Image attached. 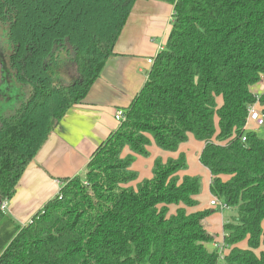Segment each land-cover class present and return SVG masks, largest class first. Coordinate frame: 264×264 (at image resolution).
<instances>
[{
  "label": "trees",
  "instance_id": "trees-1",
  "mask_svg": "<svg viewBox=\"0 0 264 264\" xmlns=\"http://www.w3.org/2000/svg\"><path fill=\"white\" fill-rule=\"evenodd\" d=\"M137 1L0 0L1 57L23 91L16 104L0 94V206L116 54ZM162 1L171 32L126 119L27 224L0 207V264H264V138L245 128L264 73V0ZM190 135L224 207L198 208L203 177L183 174V151L156 157L151 177L133 168L153 143L175 153ZM224 210L219 236L208 220Z\"/></svg>",
  "mask_w": 264,
  "mask_h": 264
},
{
  "label": "crops",
  "instance_id": "crops-1",
  "mask_svg": "<svg viewBox=\"0 0 264 264\" xmlns=\"http://www.w3.org/2000/svg\"><path fill=\"white\" fill-rule=\"evenodd\" d=\"M173 9L172 4L162 0H138L135 3L117 41L116 54L109 59L85 100L67 112L36 158L27 166L17 193L8 202L5 211L17 223L27 224L38 210L54 198L63 178L85 173L96 148L118 129L120 123L115 114L118 109L132 103L146 82L152 69L148 59L154 58L160 47L166 45L172 28ZM203 148L204 143L197 141L193 135L175 153L164 151L153 143L149 148L151 156H137L133 168L139 171L141 180L152 176L156 157L166 160L170 156L177 157L183 151L189 163L193 153L199 159ZM128 152L127 149L125 153ZM188 172L191 175L198 173L189 168L183 174ZM210 180L211 174L209 184ZM208 190L210 192V188ZM209 194L211 199L208 201L204 199L206 191L202 192L199 209L211 207L213 196Z\"/></svg>",
  "mask_w": 264,
  "mask_h": 264
},
{
  "label": "rangeland",
  "instance_id": "rangeland-1",
  "mask_svg": "<svg viewBox=\"0 0 264 264\" xmlns=\"http://www.w3.org/2000/svg\"><path fill=\"white\" fill-rule=\"evenodd\" d=\"M2 63H3V77H2V90H1V97L2 99H4L6 96H11L12 98H14V104H16L17 102H19L22 98V88L16 83L15 80V76L12 73L11 67H10V63H9V51L3 50L2 52ZM15 85V87L13 86ZM12 88V89H11ZM254 89L255 86H253ZM11 89V90H9ZM11 91L13 92V94L11 93ZM252 129V126L249 127V130ZM253 130V129H252ZM254 131L258 132V134L264 138V127L262 128H257ZM193 144V142H192ZM189 168L192 171L198 172L196 174H199L203 177V191H206V196H204V199L206 200H210V192H209V177H210V173L208 171V169L203 166L200 162V160L194 157V153L193 155H191V157L189 158ZM189 174V172H188ZM205 194V193H204ZM206 197V198H205ZM213 199V198H212ZM9 205V204H8ZM7 210V209H6ZM226 213H228V210H224L222 212H217L215 214H213L208 222L210 224V230L212 232H215L217 234H219V236L223 234V221H224V217L226 215ZM211 249L215 248V244H211L209 246Z\"/></svg>",
  "mask_w": 264,
  "mask_h": 264
},
{
  "label": "built area",
  "instance_id": "built-area-1",
  "mask_svg": "<svg viewBox=\"0 0 264 264\" xmlns=\"http://www.w3.org/2000/svg\"><path fill=\"white\" fill-rule=\"evenodd\" d=\"M163 48L164 46L160 47L161 50ZM154 62H155V58L148 59L149 64L153 65ZM255 88L256 89H254L253 92L257 96V102L249 107L247 123L245 125V128L247 131H249L250 126H252L253 130L257 128H262L264 126V114L262 112V108L260 106L259 99H258L259 96L264 92V73L261 74L260 80L255 85ZM115 118L119 123L124 121L126 119V110L123 108L118 109L115 114ZM243 140H246V135L243 136ZM8 202H9L8 200L1 202L0 207L3 212L6 211ZM210 205L213 207H218V206L224 207V204L215 197L210 201Z\"/></svg>",
  "mask_w": 264,
  "mask_h": 264
},
{
  "label": "flooded vegetation",
  "instance_id": "flooded-vegetation-1",
  "mask_svg": "<svg viewBox=\"0 0 264 264\" xmlns=\"http://www.w3.org/2000/svg\"><path fill=\"white\" fill-rule=\"evenodd\" d=\"M1 41H0V60H1V63H2V57H1ZM2 72H3V63H2ZM2 77H3V74H2ZM1 89H2V81H1V84H0V94H1Z\"/></svg>",
  "mask_w": 264,
  "mask_h": 264
},
{
  "label": "water",
  "instance_id": "water-1",
  "mask_svg": "<svg viewBox=\"0 0 264 264\" xmlns=\"http://www.w3.org/2000/svg\"><path fill=\"white\" fill-rule=\"evenodd\" d=\"M1 81H2V63L0 60V84H1Z\"/></svg>",
  "mask_w": 264,
  "mask_h": 264
}]
</instances>
